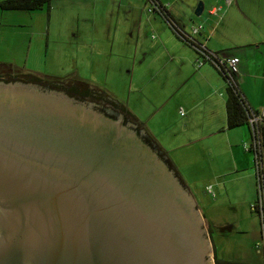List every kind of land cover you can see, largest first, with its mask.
Masks as SVG:
<instances>
[{"label": "water", "instance_id": "water-1", "mask_svg": "<svg viewBox=\"0 0 264 264\" xmlns=\"http://www.w3.org/2000/svg\"><path fill=\"white\" fill-rule=\"evenodd\" d=\"M111 112L0 81V264H214L189 189Z\"/></svg>", "mask_w": 264, "mask_h": 264}, {"label": "rangeland", "instance_id": "rangeland-1", "mask_svg": "<svg viewBox=\"0 0 264 264\" xmlns=\"http://www.w3.org/2000/svg\"><path fill=\"white\" fill-rule=\"evenodd\" d=\"M144 1L148 6L147 0ZM70 2L52 0L49 11L0 10V63L40 77L85 82L105 92L112 100L122 103L132 115L133 111L136 112L142 120H146L150 112L152 97L164 91L175 95L168 107L171 108L180 93V89L175 91L179 81L178 71L174 69V83L164 89L162 83L165 82L163 77L166 73L159 69L161 54L153 55L156 61L152 66L150 58L146 62L136 63L141 52L137 53L135 59L133 42L127 35L129 28L122 14L116 31L109 29L108 20L101 21L97 28L91 29L89 24L76 20L82 4ZM144 14V17L148 15L146 11ZM189 24L190 21H186L185 32L188 35L191 34L190 26L187 27ZM76 28L79 34L73 38ZM150 34L153 35L152 39L157 38L153 31ZM152 75L154 79H150ZM101 107L112 112L115 110L110 105ZM173 120L179 123L176 117ZM178 127L175 123L167 126L163 138ZM175 144L179 145L181 141L172 146ZM206 147L204 152L201 144L174 147L171 155L176 170L195 195L192 196L203 218L211 246V260L214 262L215 250L209 238L208 226L212 228L219 258L246 264H264L261 219L250 209L257 191L254 155L250 151V175L242 171L226 176L223 173L227 172L230 165L226 157L219 154L217 147ZM211 150L216 151L214 156ZM208 184L214 188V198L205 192Z\"/></svg>", "mask_w": 264, "mask_h": 264}, {"label": "crops", "instance_id": "crops-1", "mask_svg": "<svg viewBox=\"0 0 264 264\" xmlns=\"http://www.w3.org/2000/svg\"><path fill=\"white\" fill-rule=\"evenodd\" d=\"M68 1L82 4L81 11H77L76 20L89 24L91 29L97 28L101 21L108 20L109 29L116 31L122 14L129 28L127 35L133 42L135 59L137 53L141 52L139 62L136 63L146 62L150 58L152 66L156 61L153 55L161 54L159 69L160 72L162 69L166 73L163 77L165 82L162 83L164 89L173 82L174 69L178 71L179 81L175 91L180 89V93L171 108L168 107L175 95L164 91L150 100L151 108L146 120H142L133 111V116L142 125L141 132L156 142L174 166L171 152L175 148L201 144L202 152L206 151V146L217 147L219 154L226 157L230 165L223 175L249 172L252 156L250 151L241 148V145L243 147L249 143L250 136L246 126L227 129L224 79L213 65L197 64L198 54L176 37L169 28V19H166L165 15L155 12L151 13L150 17L144 0ZM157 1L180 30L185 32L186 21H190L187 25L190 26V31L193 26L200 27V31L192 35L197 43L211 52L218 53L222 58L240 59L234 82L250 111L264 109V0H231V4H227V0ZM198 3H202L203 7L200 16L195 15ZM212 8H219L218 15L210 14ZM145 11L148 15L144 17ZM164 24L167 27H163ZM150 31L156 33V39H152ZM78 34L76 28L72 37L76 38ZM154 77L152 75L150 79ZM174 117L179 123L173 120ZM172 123H175L176 127L179 126L178 129L163 138L167 126ZM179 141L181 144L172 146ZM215 153V150H211L212 156ZM210 161L214 164L213 159ZM187 188L195 197L191 189L188 186Z\"/></svg>", "mask_w": 264, "mask_h": 264}, {"label": "trees", "instance_id": "trees-1", "mask_svg": "<svg viewBox=\"0 0 264 264\" xmlns=\"http://www.w3.org/2000/svg\"><path fill=\"white\" fill-rule=\"evenodd\" d=\"M50 4H51V0H0V10L2 12H8V11L35 12V11H42L44 9L49 10ZM165 16H166V19H169L170 21V22L168 21L169 28L176 35V37L179 40H181L184 44L192 48L199 55L198 51L201 50L200 44L197 43L195 39L194 41L188 40L178 30L179 27L175 24V21L171 18V16L168 13H165ZM215 69L222 76V78L224 79L226 83V95H227V99H226L227 123H226V126H227V129H233V128L240 127V126H246L250 134V138H251L252 131L250 130V126L248 123L249 111L246 106L245 100L241 92L238 89L237 84L231 81V78L228 76V74L230 73L227 72V69L225 67L220 66L219 69L217 68ZM23 80L37 81L41 83L50 84L49 82H55L58 79L40 77L33 73H24L23 71L19 70L18 68L12 67L11 65L0 63V81L9 83V82H15V81L24 82ZM74 83H75V86L73 88H67V89H64L63 91H65L71 97H74L78 100L93 102L97 104L99 107L110 105L115 109L114 111H116V113L123 115L125 122H127V120H131L133 122V125L137 127V130L139 131L141 130L142 125L137 121V119L131 114V112L122 103L112 100L111 98H109V96L105 92L97 88H93L85 82L75 81ZM111 117L114 118L113 116ZM258 129H259V142H260L259 155L262 160L263 175H264V121L259 124ZM143 140L152 149L157 151L158 155L164 159L168 167L175 172L177 177L180 179L181 183L184 186H186L184 180L182 179V177L176 170L175 166L169 160L166 153L162 151L160 147H158L156 142L147 134L143 137ZM256 184H257V181H256ZM263 188H264V177H263ZM257 197L258 195L256 191L255 201L257 200ZM254 212H256L259 215L258 211H254ZM207 229H208L207 231L209 234V238L215 250L214 264H246V263L237 262V261H226V260L219 258L217 251H216L215 244H214L212 228L211 226L210 227L208 226Z\"/></svg>", "mask_w": 264, "mask_h": 264}, {"label": "built area", "instance_id": "built-area-1", "mask_svg": "<svg viewBox=\"0 0 264 264\" xmlns=\"http://www.w3.org/2000/svg\"><path fill=\"white\" fill-rule=\"evenodd\" d=\"M148 2V13H161L165 15L164 7L157 1V0H147ZM227 4H231V0H227ZM219 8H212L210 10L211 15H218ZM170 22V21H169ZM188 40L194 41L192 35L197 34L200 31V27H192L191 34L188 35L184 31L178 29ZM199 59L197 64L199 66L209 63L213 65L215 68L219 69L220 66L225 67L227 69L228 76L231 78V81L234 82V75L238 73L239 70V63L240 59L237 57H230V58H222L218 54L209 51L205 46L200 44ZM249 111V119L248 123L250 126V130L252 131V137L250 138V142L243 145V148L246 151H251L254 155V169H255V177L257 181V200L253 202L250 206L251 211H258L260 218H261V225H262V237L264 242V188H263V164L260 153V142H259V124L264 121V109L261 111ZM181 113L183 111L181 109ZM205 192L211 198L215 197L214 189L212 185H207Z\"/></svg>", "mask_w": 264, "mask_h": 264}, {"label": "flooded vegetation", "instance_id": "flooded-vegetation-1", "mask_svg": "<svg viewBox=\"0 0 264 264\" xmlns=\"http://www.w3.org/2000/svg\"><path fill=\"white\" fill-rule=\"evenodd\" d=\"M24 82L23 83H30V84H36V85H40L44 88H48V89H54V90H59V91H63L64 89H67V88H73L75 86V83L74 81H71V80H66V79H62V80H57L55 82H49L50 84H47V83H41V82H37V81H25L23 80ZM3 82V81H2ZM16 82V81H15ZM20 82V81H19ZM57 90V91H58ZM65 92V91H63ZM66 93V92H65ZM114 112V111H113ZM109 113L110 116H113L114 118H119V119H123L124 120V117L123 115L121 114V116H118L117 114L118 113ZM116 112V111H115ZM125 121V120H124ZM123 121V122H124ZM128 124V123H126ZM131 127L138 133L140 134L141 131L137 130V127L136 126H132ZM145 136V134L143 133L142 134V138Z\"/></svg>", "mask_w": 264, "mask_h": 264}]
</instances>
